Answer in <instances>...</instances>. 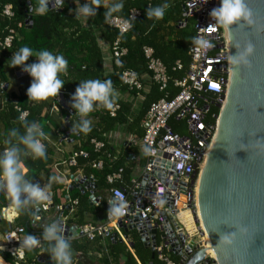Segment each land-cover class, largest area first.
Masks as SVG:
<instances>
[{
    "label": "built area",
    "instance_id": "2783aa9c",
    "mask_svg": "<svg viewBox=\"0 0 264 264\" xmlns=\"http://www.w3.org/2000/svg\"><path fill=\"white\" fill-rule=\"evenodd\" d=\"M218 2L219 0H187L184 3L183 17L185 22L188 18L194 20V37L208 38L212 41L213 47L198 51L192 43L189 45L188 68L181 79L173 82L179 92L170 100L164 96L149 105L141 120L143 135L140 141L132 136L128 137L126 141L128 145L140 147L143 165L138 175L130 179L125 190L114 186L122 181V169L106 177V182L113 185L107 193L106 210L108 212L107 206L110 207L111 201L123 200L127 205L124 215L111 217L105 224L80 226L78 238L91 242L97 237L105 238L108 232L131 250L133 242L123 228H129L134 212L139 211L140 220L149 219L152 227L160 228L154 249V256L160 264H177L172 260L170 243L173 244L172 233L175 235L179 232L185 239L182 252L185 246L193 241L195 245L201 244V248L206 250V258L213 259L197 210L196 190L200 172L215 139L218 119L225 104L230 78V55L226 34L222 27L214 25V21L209 16L210 11L219 6ZM1 15L6 19L12 18L11 7L5 6ZM133 15L136 19L140 16V12L132 9L126 18L113 17L108 22V26L117 30L119 34L109 46V62L113 68H120L123 65L122 59L126 55V50L121 46V36L130 30L131 27H126L124 21ZM15 35L13 30H9L1 47L9 48ZM142 51L151 82L158 87L160 92L165 91L169 80L165 67L159 59L154 57L152 49L144 47ZM181 68L180 63L177 62L175 70L179 71ZM120 79L127 91L135 95L136 100L140 102L144 100L145 88L135 72L122 70ZM210 106L215 107L217 113L211 115L212 122H206ZM119 109L120 104L116 101V106L107 111L110 117H115ZM26 115L27 112H22L20 118L24 119ZM172 119L183 123L182 135L172 132L169 128L168 123ZM105 138L111 140L116 136L107 134ZM90 145L93 151L98 153L104 148L105 143L91 140ZM145 147L151 149L150 154L144 153ZM79 157L87 158V154L84 151H74L66 162L67 166L77 167ZM90 167L99 171L102 168V162L92 163ZM100 202L101 199L97 197V201L92 204H100ZM75 205L76 201H72L67 210L68 213H72ZM39 208L41 212H46L49 206L44 204ZM59 208L63 210L62 213L65 211L64 207ZM41 212L39 220L42 216ZM32 213L33 219H36V213L34 211ZM61 220L64 226L68 218L61 216ZM120 221L122 228L119 227ZM166 223L172 229V233L165 231ZM175 227H177L176 230ZM166 234L170 236V239L161 237ZM23 236L24 228L22 227L10 230L3 235V253L8 254L17 262L24 260V253L18 249ZM43 242L46 241L41 239V244ZM73 264H75L74 259Z\"/></svg>",
    "mask_w": 264,
    "mask_h": 264
},
{
    "label": "trees",
    "instance_id": "16d2710c",
    "mask_svg": "<svg viewBox=\"0 0 264 264\" xmlns=\"http://www.w3.org/2000/svg\"><path fill=\"white\" fill-rule=\"evenodd\" d=\"M105 1L102 0V4H105ZM27 2H30L31 7L34 8L38 0H0V83L5 79L3 69L8 64L11 65L9 60L12 54L21 47L27 46L33 49L34 52L48 50L54 54H61L68 61V69L67 74L60 76L65 83L60 93H62L65 102L73 112V115H75L74 110L70 107V96L74 93L78 83L87 79L111 80L114 88L119 90L126 89L120 79L122 70L137 72L145 69L147 71L146 59L142 51L144 47L152 49L154 57L159 59L165 67L169 79L165 91L160 92L158 87L151 82L149 91L145 94L144 100L142 101L138 116L132 117L128 106L125 104H120V109L115 117H110L106 109L98 107L88 117L95 121V124L91 125L92 131L86 135L80 133L72 134L74 138L82 139L84 136L86 138L76 151H84L87 154V158L79 157L77 159V167L90 169L92 163L97 161L102 162L101 170L95 172L90 169L95 179L94 183L97 193L100 197L103 198L105 194L107 195L108 190L113 186L106 182V177L118 169H122V181L114 184V186L121 187L125 190L132 177V167L128 169L124 168L123 159L115 156V150L106 144L101 151L95 153L90 145V141L96 140L104 142L105 136L110 134L117 125H127L128 133L141 138L143 135L141 120L149 105L164 96H167V99L170 100L179 92L174 87L173 82L181 79L188 68L190 58L187 51L194 37V20L188 18L185 22V18L180 16L179 19L174 21L175 25L172 28L174 30V39L165 42L164 38L159 35L160 31L163 30L160 22L154 21L155 19H148L145 15L146 9L159 5L158 1L123 0V9L119 13H114L111 18L117 17L124 19L132 9L138 10L140 16L132 23L130 30L121 36V46L126 50V55L122 59L123 65L120 68H114L110 75L104 76V63L99 42L103 40L111 45L119 36L117 30L108 26L111 18L106 20L104 16L106 9L104 7L97 10L96 16L89 17V25H83L75 13L76 7L74 0H64V5L60 8L61 11L59 12L50 10L44 16H39L32 11L30 13L31 27L28 29L25 24L26 17L29 15ZM83 3H91V0H80L79 7ZM5 6L11 7L13 16L10 19H6L1 15ZM160 21L162 23L166 22L164 19ZM183 22L184 25L177 26V24ZM9 30H13L16 35L9 48H2L1 43L5 36H7ZM32 62H34V57H30L26 63ZM176 62L180 63L182 67L179 71L175 70ZM16 69L21 68L16 67ZM42 111L43 108L41 106L30 105L25 98L19 99L16 103L7 101L1 114V118L8 122V125L7 123L5 124L4 133V136H7L6 141L13 139L9 136V132L12 129H17L21 134L23 133L24 129L22 125L24 121L28 123L37 122L45 130V126L50 119L48 116L42 117ZM22 112H27L23 120L20 118ZM216 113V108L210 106L209 112L206 115V122H212L211 115ZM73 115L69 119L70 128L71 123L74 124L78 121ZM182 124V122H176L172 119L169 121L168 126L172 132L182 135ZM5 147H8L7 143ZM49 155L50 153L46 149V159H33L31 156L22 157L26 169V178L31 179L35 183L38 176L42 173L48 179H51L47 170V166L50 163ZM56 188H60V185H55L54 190ZM73 199L76 201L73 215L80 226H83V216L87 212L88 206L87 196L86 194H76ZM0 201L2 204L7 203L9 206H13L11 201H4L2 195H0ZM52 202L54 208L58 207L56 198L53 197ZM105 203V199L103 198L100 202V211L104 210ZM31 216V206L28 205L22 213L18 212L17 219L12 223L11 228L22 227L24 228V235L31 234L35 235L38 239H42L41 229L39 226L32 224ZM43 220L44 217L41 216L40 222H43ZM127 235L133 242L131 250L122 242L109 243L106 247L102 246L99 243L104 238L100 237L88 243H98V250L103 252L101 259L103 264H119L120 259L125 261L124 264H160L156 256H154V259H151L150 250L144 246L136 231H129ZM74 248L83 254V247L77 246L74 243ZM104 250L107 253H104ZM0 257L4 259L5 263L18 264L17 261L6 253L0 252ZM38 258L37 256L34 257L30 263L40 264ZM172 260L178 264V257L173 255Z\"/></svg>",
    "mask_w": 264,
    "mask_h": 264
},
{
    "label": "water",
    "instance_id": "95a60500",
    "mask_svg": "<svg viewBox=\"0 0 264 264\" xmlns=\"http://www.w3.org/2000/svg\"><path fill=\"white\" fill-rule=\"evenodd\" d=\"M245 4L251 12V23L241 21L223 30L230 57L238 55L248 44L252 45L253 52L247 65L229 64L230 78L225 104L218 119L213 145L197 183V210L211 243L209 251L214 257L206 258V250L193 241L182 252L185 245L182 233L174 235L166 223L165 231L173 235V244H170L172 254L179 258L178 264H264V0H245ZM27 6L29 15L25 24L30 29V2H27ZM48 7L49 10L61 11L52 8L51 4ZM0 88L6 92L7 85L0 83ZM57 102L68 112L64 127L69 128V118L73 112L61 93H58ZM70 134L67 132L64 138L68 139ZM35 183L38 184V181ZM72 189L88 191L89 203L97 201V197H94L96 186L91 177L72 178L69 191ZM0 195L7 194L0 190ZM46 204L52 208L51 194ZM4 206L8 207V204L0 203V212ZM30 206L36 213V219L32 220L35 224L41 209L35 204ZM69 208L66 207V210ZM62 211L61 208L56 209L54 221L61 225L65 237L76 239L80 235V226L73 224L72 220H67L63 226ZM107 218L111 217L107 215ZM119 227L122 228L121 221ZM123 230L125 233L136 231L144 246L150 250L151 259H154L160 228L152 227L149 219L140 220L139 211H135L131 225ZM167 234L161 237L170 239ZM226 236L229 243L224 242ZM105 238L114 243L121 242L108 232ZM50 263L54 264L51 258Z\"/></svg>",
    "mask_w": 264,
    "mask_h": 264
},
{
    "label": "clouds",
    "instance_id": "9594fccd",
    "mask_svg": "<svg viewBox=\"0 0 264 264\" xmlns=\"http://www.w3.org/2000/svg\"><path fill=\"white\" fill-rule=\"evenodd\" d=\"M49 4L52 8L60 9L64 5V0H38L30 10L36 15L44 16L48 13ZM104 7L106 20L111 18L114 13H119L123 9V0H112L111 3L102 4V0H91V3H83L75 9L77 18L85 19L97 15V10ZM169 4L164 2L160 5L146 9L145 15L148 19H163ZM209 16L214 25L229 29L233 25L244 21L251 23V12L245 4V0H219V6L213 8ZM135 21L134 15L124 21L126 27H131ZM192 44L196 50L204 51L211 49L213 43L204 36L192 38ZM253 52L251 44L246 45L236 56L229 57L230 63L234 66L247 65L249 57ZM34 57V62L26 63L29 58ZM11 68L19 67L31 78L30 86L27 88L26 95L28 100L46 101L49 98H56L64 87L65 83L60 78L62 74H67L68 61L61 54H54L48 50L34 52L33 49L25 46L19 48L12 54L9 60ZM117 93L111 80L87 79L78 83L74 93L70 96V107L75 115L79 117L74 124L71 123V134H88L92 131V121L88 118L89 114L98 107L112 110L116 106ZM23 120V118L21 117ZM23 133L17 129H12L9 136L13 139L5 141L8 144L0 152V190L6 192L11 204L17 212L22 213L29 204H38L49 199L48 186L42 187L40 184L33 183L26 178V169L22 157L31 156L33 159H46V141L48 137L37 122H23ZM144 153L150 154L151 149L145 147ZM163 203V201H159ZM107 212L109 217H120L124 215L127 207L123 200H113L110 202ZM42 240L48 242V251L54 264H73V250L70 239L63 234L61 225L53 221L44 226L41 234ZM8 239V237H5ZM224 242L229 243L228 237H224ZM41 246V239L35 235L27 234L19 242L21 252H31ZM4 248L0 245V252ZM0 264H4V259L0 257Z\"/></svg>",
    "mask_w": 264,
    "mask_h": 264
},
{
    "label": "crops",
    "instance_id": "0c3cea01",
    "mask_svg": "<svg viewBox=\"0 0 264 264\" xmlns=\"http://www.w3.org/2000/svg\"><path fill=\"white\" fill-rule=\"evenodd\" d=\"M159 5L167 2L169 4L168 9L165 12V15L163 19L166 21L165 23H162V19L160 20H154L156 22H160L161 28L163 30L160 31L159 35L162 36L165 40V42H168L172 39H174V30L172 28L175 25V20L179 19L180 16H183V6L184 3L187 0H157ZM79 2L80 0H74L76 9L79 8ZM112 0H106L105 4L111 3ZM178 17V18H177ZM81 23L83 25H89L90 20L89 18L85 19L83 17H79ZM184 25V22L183 24ZM179 26V24H177ZM173 31V32H172ZM100 49L102 53V59H103V68H104V76H108L113 72V67L111 63L109 62V44L103 40L99 42ZM177 63V62H176ZM175 63V64H176ZM4 81L3 84L7 85L6 92H3V88H0V137H3L0 139V152H2L5 147V141L7 136H4L5 133V120L1 118V114L4 110V107L6 105V102L9 101L11 103H16L19 99L25 98L28 103L31 105L41 106L43 108L42 111V117L48 116L50 121L47 122L45 126V130H43L48 137L46 141H43L46 145V149L49 151V159L50 163L47 166V170L49 172V175L51 176V179H48L46 175L40 174L38 176V184H40L42 187L48 186V193L51 194V200H53V197L57 199L58 201V208L64 207V212L62 213L63 217H67L68 220H72L73 224L79 225V222L74 217V211L72 213H68L66 210V207L71 206V202L74 201V196L76 194L83 195L86 194L87 201L89 198V192L86 190L79 191L77 189H72L69 191V188L72 185V178H92V183L95 185V179L93 178V175L90 172L93 170L92 168H85V167H75L71 168L68 167L66 162L69 159L70 155L77 150L81 146V143L85 141V136L80 138H74L72 134L68 136V139H65L67 132H70V127H64L65 118L68 116V112H66L57 102L56 98H49L46 101H32L28 100V97L26 95L27 88L30 86L31 78L27 73L22 72L21 69L11 68V65H7L4 69ZM143 86H144V95L149 91L151 80L150 75L145 69L139 70L135 72ZM117 93V102L119 104H125L128 106L130 114L132 117H136L139 115V112L141 110L142 102L136 100L135 95L132 93H129L126 89L119 90L116 89ZM147 110V109H146ZM65 113H64V112ZM96 111V110H95ZM94 111V112H95ZM94 112L90 113L93 114ZM73 117H76L79 119L78 116L73 115ZM72 116H70L69 119H71ZM92 121L91 125L95 124L94 119L89 118ZM64 127V130L62 131L61 128ZM110 134L115 135V139L108 140L105 138L106 145L112 147L115 150V156L118 158L123 159V167L128 169L132 167V177H136L138 173L140 172L142 168V162L143 159L140 154V147H134L127 144V139L129 136H132L140 141V137H137L134 134L128 133L127 125H117L115 129L110 132ZM142 137V136H141ZM96 172V170H93ZM55 185H60V188H56L54 190ZM96 197H100V195L95 193ZM4 198V201L9 202L10 199L7 195L2 196ZM68 199L65 200V199ZM105 199V204L108 202V195L105 194L103 197ZM101 198V200L103 199ZM0 203H2L0 201ZM46 204V201L40 202L38 204H35L37 207H41L42 205ZM30 205V204H29ZM87 212L83 216V222L84 225L86 224H92V225H101L105 224L108 221L107 218V211H106V205L104 207V210L100 211V204H92L87 203ZM50 208V207H49ZM56 208H54V205L52 208H50L49 212H41L42 217H44L43 222L37 221L33 225H37L40 227V231L43 232V228L45 225L52 223L54 219L57 216ZM74 210V208H73ZM32 211V209H31ZM33 212V211H32ZM1 215V222H0V245H2L3 235L10 230H13L11 228L12 223L17 219L18 212L15 210L13 206L5 207L0 212ZM33 220V213L31 216V221ZM25 236V235H24ZM23 236V238H24ZM71 247L73 250V259L75 260V264H103L101 259L103 256V252H100L98 250V243H88V241H85L83 238H76V239H70ZM74 243L77 244V246L83 247L84 252L75 250ZM109 243L112 242L109 238H104L100 241V245L107 246ZM48 246L46 242H43L39 248H37V252L35 249H33L31 252L23 251L24 253V260L22 262H17L18 264H31L30 262L33 260L34 257H39L40 264H51L50 263V253L47 250ZM3 253V252H2ZM45 253V254H43ZM104 253H107V251L104 250ZM78 260V261H77ZM125 261L123 259L119 260V264H124ZM5 264V262H4Z\"/></svg>",
    "mask_w": 264,
    "mask_h": 264
},
{
    "label": "bare ground",
    "instance_id": "6f19581e",
    "mask_svg": "<svg viewBox=\"0 0 264 264\" xmlns=\"http://www.w3.org/2000/svg\"><path fill=\"white\" fill-rule=\"evenodd\" d=\"M207 158H208V155H207V157H206L205 163H206V161H207ZM205 163H204V165H203V168H204V166H205ZM196 191H197V190H196ZM207 246H208V247H211V243H210L209 240L207 241ZM210 255H211L212 257H214V255H213L212 252H210Z\"/></svg>",
    "mask_w": 264,
    "mask_h": 264
},
{
    "label": "rangeland",
    "instance_id": "374dc122",
    "mask_svg": "<svg viewBox=\"0 0 264 264\" xmlns=\"http://www.w3.org/2000/svg\"><path fill=\"white\" fill-rule=\"evenodd\" d=\"M5 264H8V263H5Z\"/></svg>",
    "mask_w": 264,
    "mask_h": 264
},
{
    "label": "snow or ice",
    "instance_id": "6c2138e0",
    "mask_svg": "<svg viewBox=\"0 0 264 264\" xmlns=\"http://www.w3.org/2000/svg\"><path fill=\"white\" fill-rule=\"evenodd\" d=\"M215 87V85H213Z\"/></svg>",
    "mask_w": 264,
    "mask_h": 264
}]
</instances>
